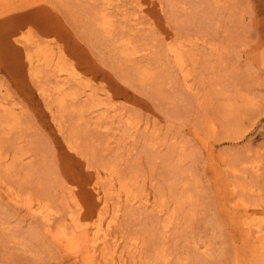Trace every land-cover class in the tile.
<instances>
[{
	"label": "rangeland",
	"instance_id": "rangeland-1",
	"mask_svg": "<svg viewBox=\"0 0 264 264\" xmlns=\"http://www.w3.org/2000/svg\"><path fill=\"white\" fill-rule=\"evenodd\" d=\"M247 207L264 0H0V264H264ZM77 217L80 254L54 237Z\"/></svg>",
	"mask_w": 264,
	"mask_h": 264
},
{
	"label": "bare ground",
	"instance_id": "bare-ground-1",
	"mask_svg": "<svg viewBox=\"0 0 264 264\" xmlns=\"http://www.w3.org/2000/svg\"><path fill=\"white\" fill-rule=\"evenodd\" d=\"M39 18V17H38ZM43 18V17H42ZM48 19V18H47ZM51 19V18H50ZM54 19V18H53ZM39 23H40V21H39ZM44 23H45V21H44ZM50 23V22H49ZM53 25H54V21H52L51 22ZM57 23V22H56ZM107 22L105 21V20H103L102 21V25H105ZM49 25V24H48ZM56 25V24H55ZM50 26H52V25H50ZM53 27V26H52ZM9 28V27H8ZM10 31V30H9ZM30 37V36H29ZM27 39V38H26ZM26 39H25V41H26ZM28 40V39H27ZM29 40H31L32 41V39H29ZM30 41V42H31ZM26 42H28V41H26ZM29 42V43H30ZM33 44V43H32ZM41 49V48H40ZM42 51H44V49H41ZM169 50V52H172L173 54H174V56H175V58H176V63L178 64V65H182V63H183V60H182V58H181V55H179V53L177 52V50L176 49H173V48H169L168 49ZM37 52V51H36ZM40 52V50H38V53ZM38 53L36 54L37 56H38ZM44 54V53H43ZM43 54H41V55H43ZM130 54H132V53H130ZM29 55V54H28ZM39 55H40V53H39ZM40 55V56H41ZM123 55L124 56H128L129 54L127 53V52H123ZM34 56V55H33ZM40 56H38V57H40ZM53 56V55H52ZM29 57H31L30 55H29ZM45 57V56H44ZM51 57V56H50ZM129 57V56H128ZM34 58V57H33ZM35 59H37L36 57H35ZM46 59H47V56H46ZM49 59V58H48ZM47 59V60H48ZM38 60H39V58H38ZM44 60H45V58H44ZM52 60H53V58H52ZM129 60V59H128ZM35 61V60H34ZM50 61V60H49ZM47 63H48V61H46ZM31 63V62H30ZM72 70V69H71ZM59 71H61V69L59 70ZM74 72V70H72V73ZM73 75H74V73H73ZM76 75V74H75ZM78 75V74H77ZM76 75V76H77ZM75 76V77H76ZM143 77H145V75L143 76ZM63 101L64 100H61V103H63ZM259 167V166H258ZM126 184V183H125ZM124 184V185H125ZM113 186V185H112ZM123 189H124V193L126 194L125 196L126 197H128V196H131L132 195V192L130 191V190H128L125 186L123 187ZM121 190V189H120ZM119 193V192H118ZM99 192H97V193H95L94 195H95V197H96V204H97V206L98 207H102V208H105V205H106V202L105 201H101L102 199H100V197H99ZM117 194V193H116ZM122 194V193H121ZM124 195V194H123ZM116 196H120V195H116ZM134 197H135V195H134ZM186 197H187V195H186ZM75 198V197H74ZM131 198V197H130ZM188 198V197H187ZM128 200H130V199H128ZM48 201V200H47ZM246 201V200H245ZM242 203V202H241ZM30 204V203H29ZM243 204H245V203H243ZM31 205V204H30ZM43 205V204H42ZM46 205V204H45ZM78 205V204H77ZM76 205V206H77ZM240 205V204H239ZM242 205V204H241ZM249 205V204H248ZM41 206V205H40ZM120 206V205H119ZM251 206H253L252 204H251ZM250 206V207H251ZM29 207H31V206H29ZM79 207H82V206H79ZM84 207V206H83ZM237 207H238V205H237ZM45 208H46V206H45ZM44 208V209H45ZM244 208V207H243ZM252 208H254V206L252 207ZM256 209H258V208H256ZM256 209H251V208H249V207H247V209H246V211L249 213V212H252V213H255V216H257L258 218L257 219H254L251 223H249V222H247V223H249L248 224V229H250L251 231H252V233H254V234H256V237L258 236V240L259 241H263L264 240V214L261 212V211H258V210H256ZM42 210V209H41ZM45 210H47V208L45 209ZM45 210H42V211H45ZM84 210V209H83ZM262 210V209H261ZM82 211V210H81ZM103 211H105V210H103ZM41 211L39 210V213H40ZM38 213V212H37ZM41 213H44V212H41ZM40 213V214H41ZM83 213V212H82ZM82 213H81V215H82ZM98 215V221H97V223H96V225H95V227L96 228H93V230L95 229V231H93V232H91L92 233V235H94V232H95V237H94V239L92 240V244L91 245H93V249H92V247H91V251H93V254H95L96 253V245H97V243L99 242V241H101V240H103V241H106L105 240V238H107V235H108V229L107 228H109V227H111V225L113 224V223H111V222H108V224H107V227H106V229H104V224H103V219L105 218V215L104 214H102L101 212H99V213H97ZM250 214V213H249ZM103 215H104V218H103ZM251 215V214H250ZM254 215V214H253ZM79 216H80V213H79ZM73 217V216H72ZM243 219V218H242ZM72 220V219H71ZM107 220V219H106ZM250 220V219H249ZM73 221H74V219H73ZM92 221V220H91ZM110 221V220H109ZM251 221V220H250ZM90 222V221H89ZM93 222V221H92ZM105 222V221H104ZM74 223V225L73 224H71V227H72V229H71V231L70 230H68L66 227H62V228H59V230L55 233V235H54V237L59 241V242H63L68 248L67 249H69V250H71V251H73L74 253H78V254H80V253H83L82 251H83V248H85L86 247V240H85V238H81V237H79L80 236V233L77 235V231H82V232H84V231H88L89 230V228H88V222L87 221H84V220H82V218H78L77 217V219L73 222ZM91 223V222H90ZM111 224V225H110ZM244 224V223H243ZM73 225V226H72ZM93 226V225H92ZM94 227V226H93ZM245 227V226H244ZM77 230V231H76ZM105 230L107 231V232H105ZM249 230V231H250ZM87 233V232H86ZM91 233H88V234H91ZM107 233V234H106ZM251 236V235H250ZM91 237V236H90ZM255 237V238H256ZM248 238V237H247ZM250 238H252V236L250 237ZM87 239H89V238H87ZM90 239H92V238H90ZM254 241H255V239H253ZM88 241V240H87ZM102 241V242H103ZM89 242V241H88ZM87 242V243H88ZM91 243V242H90ZM99 243H101V242H99ZM99 245V244H98ZM258 246V245H257ZM260 246V245H259ZM261 247V246H260ZM259 248V247H258ZM77 254V255H78ZM93 258V257H92Z\"/></svg>",
	"mask_w": 264,
	"mask_h": 264
},
{
	"label": "snow or ice",
	"instance_id": "snow-or-ice-1",
	"mask_svg": "<svg viewBox=\"0 0 264 264\" xmlns=\"http://www.w3.org/2000/svg\"><path fill=\"white\" fill-rule=\"evenodd\" d=\"M66 163L68 165L69 170H72L77 167V161L71 156L67 158Z\"/></svg>",
	"mask_w": 264,
	"mask_h": 264
}]
</instances>
